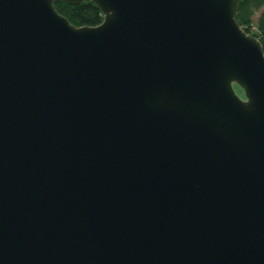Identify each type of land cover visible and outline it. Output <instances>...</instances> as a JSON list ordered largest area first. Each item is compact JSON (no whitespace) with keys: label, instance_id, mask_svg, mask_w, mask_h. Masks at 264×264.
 <instances>
[{"label":"water","instance_id":"water-1","mask_svg":"<svg viewBox=\"0 0 264 264\" xmlns=\"http://www.w3.org/2000/svg\"><path fill=\"white\" fill-rule=\"evenodd\" d=\"M55 1L0 0V264H264L240 0H92L81 26Z\"/></svg>","mask_w":264,"mask_h":264},{"label":"trees","instance_id":"trees-1","mask_svg":"<svg viewBox=\"0 0 264 264\" xmlns=\"http://www.w3.org/2000/svg\"><path fill=\"white\" fill-rule=\"evenodd\" d=\"M58 11L65 15L73 24L97 25L104 20L101 8L92 0L72 3L64 0L55 1ZM264 0H240L236 15L239 24L250 34L257 36L264 48ZM262 9V10H261ZM260 11V12H259ZM259 12L255 19V14ZM238 91L242 88L236 85Z\"/></svg>","mask_w":264,"mask_h":264},{"label":"rangeland","instance_id":"rangeland-1","mask_svg":"<svg viewBox=\"0 0 264 264\" xmlns=\"http://www.w3.org/2000/svg\"><path fill=\"white\" fill-rule=\"evenodd\" d=\"M262 9H264V6L262 7ZM262 9H261V10H262ZM259 12H260V11H259ZM259 12H257V14H255V17H254L255 19L258 17ZM236 89H237V87H236ZM237 91H238V89H237ZM238 92H239L242 96L244 95V94H243V90H242V91H238Z\"/></svg>","mask_w":264,"mask_h":264}]
</instances>
